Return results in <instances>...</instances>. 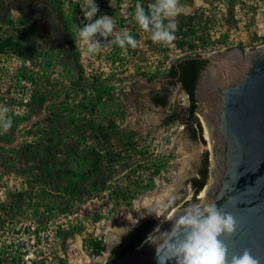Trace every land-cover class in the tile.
Instances as JSON below:
<instances>
[{"label":"rangeland","instance_id":"374dc122","mask_svg":"<svg viewBox=\"0 0 264 264\" xmlns=\"http://www.w3.org/2000/svg\"><path fill=\"white\" fill-rule=\"evenodd\" d=\"M18 1L0 0V105L13 122L0 135V264H23L27 244L42 257L34 264H104L143 220L157 227L195 201L190 179L206 152L211 164L201 117L206 143L182 121L165 125L190 104L167 77L171 65L230 46H264L258 25L264 0H207L175 18L176 38L166 47L133 19L137 0H95L93 21L113 17L116 31L127 29L139 43L91 56L74 40L88 23L84 0H47L69 29L71 61L17 13ZM140 2L147 7L152 0ZM97 39L104 44L111 37ZM164 89L165 108L151 101V93ZM99 155L91 169L84 158L95 162ZM55 159L64 166L52 167ZM67 166L76 174H65Z\"/></svg>","mask_w":264,"mask_h":264},{"label":"water","instance_id":"95a60500","mask_svg":"<svg viewBox=\"0 0 264 264\" xmlns=\"http://www.w3.org/2000/svg\"><path fill=\"white\" fill-rule=\"evenodd\" d=\"M202 58L207 64L196 85L195 120L203 119L211 146L205 195L175 208L152 236L170 232L190 204L215 201L237 221L234 235L220 237L229 259L248 249L264 264V46H230ZM150 234L111 264H158Z\"/></svg>","mask_w":264,"mask_h":264},{"label":"clouds","instance_id":"9594fccd","mask_svg":"<svg viewBox=\"0 0 264 264\" xmlns=\"http://www.w3.org/2000/svg\"><path fill=\"white\" fill-rule=\"evenodd\" d=\"M80 7L88 23L78 27L74 39L77 49L91 56L113 45L125 50L138 46L139 42L127 29L116 31L113 17L101 15L93 21L99 11L95 0H84ZM134 7L133 19L141 30L150 33L154 43L166 47L175 40V18L185 7L180 0H152L147 7L137 0ZM97 36L105 40L111 37V40L102 44ZM9 111L7 106L0 105V135L6 134L12 127ZM173 220L170 232L149 237L150 242L157 244L158 264H167L172 259L175 264H261V260L253 257L248 249L229 259L228 247L220 237L234 235L237 221L231 213L223 210V206L217 207L215 201L190 204Z\"/></svg>","mask_w":264,"mask_h":264},{"label":"trees","instance_id":"16d2710c","mask_svg":"<svg viewBox=\"0 0 264 264\" xmlns=\"http://www.w3.org/2000/svg\"><path fill=\"white\" fill-rule=\"evenodd\" d=\"M17 13L21 16L31 19L37 24L42 32V37L45 40H51L55 49L63 52L67 58L72 60V50L70 47V32L66 24L63 22L62 16L57 12L52 4L47 0H20L16 2L14 6ZM203 56H186L180 58L174 62L167 74L170 79V83L180 85L181 88L187 93L190 104L184 111H173L166 119L165 125H171L176 121H182L186 123L191 136L194 139H199L203 143H206L204 138V130L199 120L195 121L197 100L196 85L199 78L200 71L206 66L207 60L202 58ZM151 101L158 107H167L169 105V90L164 89L161 92L151 93ZM100 131L104 132V127L98 125ZM103 156L99 155L95 162L87 157L84 158L89 163L91 169H97L99 162ZM52 167H63L61 161L54 160ZM65 174H76L72 166H67ZM210 175V160L209 153L206 152L203 161V166L198 172V176L190 179V184L193 189L194 200H197V196L206 186ZM156 227V222L153 219H147L137 225L126 237L123 248L119 251L117 256L110 260V264L118 257H121L126 252L134 251L142 242L148 237V235Z\"/></svg>","mask_w":264,"mask_h":264},{"label":"bare ground","instance_id":"6f19581e","mask_svg":"<svg viewBox=\"0 0 264 264\" xmlns=\"http://www.w3.org/2000/svg\"><path fill=\"white\" fill-rule=\"evenodd\" d=\"M180 3L183 4V5H185L182 13L187 14V15L191 14L196 8H199V7L207 6L208 5L207 4V0H180ZM258 25L260 27V33L261 34H264V11H262V10L259 12ZM205 135L209 139V134H208L206 128H205ZM205 190L206 189H204V190L201 191V193L199 195L200 198H202L205 195ZM170 214L168 216H166L159 223V225H161L164 222H166L168 220V218L170 217ZM159 225L156 227V229L159 227ZM99 232H101V231H99ZM155 232H156V230L154 232H151L150 236H152ZM79 244H80V241H79Z\"/></svg>","mask_w":264,"mask_h":264},{"label":"built area","instance_id":"2783aa9c","mask_svg":"<svg viewBox=\"0 0 264 264\" xmlns=\"http://www.w3.org/2000/svg\"><path fill=\"white\" fill-rule=\"evenodd\" d=\"M262 11H264V9ZM74 217H75L74 214L68 216V218L70 220H73ZM65 220H67V219H65ZM99 238L102 239V236L99 237ZM32 243H34V245H35V243H37V242L35 240H33ZM31 247L32 246H30V244H27V248H24L23 249L24 252L21 254V257L23 259L22 260L23 261V264L24 263L25 264H34V262H36L37 259L39 260V259L42 258V257H38L39 255H36V252L35 251L37 250V248L31 249ZM13 264H17V263H13Z\"/></svg>","mask_w":264,"mask_h":264},{"label":"flooded vegetation","instance_id":"af4514ba","mask_svg":"<svg viewBox=\"0 0 264 264\" xmlns=\"http://www.w3.org/2000/svg\"><path fill=\"white\" fill-rule=\"evenodd\" d=\"M143 221H144V220H143ZM122 248H123V247H122ZM122 248H121V249H122ZM121 249H120V250H121ZM120 250H119V251H120ZM119 251H117V252H116V253H115V254H114L109 260H106L104 264H110V260H111L113 257L117 256V254L119 253Z\"/></svg>","mask_w":264,"mask_h":264}]
</instances>
